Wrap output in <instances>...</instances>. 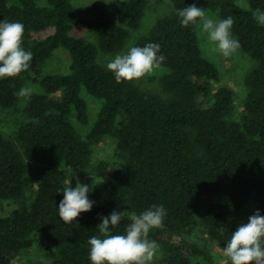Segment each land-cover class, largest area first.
<instances>
[{
    "label": "trees",
    "instance_id": "16d2710c",
    "mask_svg": "<svg viewBox=\"0 0 264 264\" xmlns=\"http://www.w3.org/2000/svg\"><path fill=\"white\" fill-rule=\"evenodd\" d=\"M173 12L159 18L138 38L134 46L155 43L168 68L161 77L163 98L140 89L133 81L117 82L106 66L97 62L99 51L118 50L138 27L147 0H124L116 23L108 10L98 4L75 6L72 0H0V21L24 25L21 47L31 51L27 70L0 78V107L17 103L21 79L39 73L42 63L59 47L70 55L65 73H48L39 79L41 92L31 95L26 106L29 121L16 134L20 146L0 133V198L20 199L36 185L34 195L8 215L0 217V264H9L16 253L32 244L51 256L48 263L92 264L88 240L101 237L97 225L101 216L113 210L125 215L112 235H125L132 214L139 215L152 205H163V227L168 233H188L196 216L210 238L225 243L238 227V214L250 198L264 215V25L253 16L264 11V0H169ZM191 4L217 10L222 19L231 17V33L255 62L245 76L248 87L240 121L228 119L232 90L225 85L211 89L219 79L217 67L202 55L194 24L183 26L178 10ZM74 26L93 32L89 41L70 32ZM53 28L51 33L40 32ZM101 101L92 123L81 91ZM87 125V138L114 136L124 155L121 165L97 164L106 178L102 204H93L71 223L58 216L64 187L75 180L88 184V198L94 201L99 188L85 173L91 149L73 123ZM41 163L36 174L26 162ZM159 229L148 237L161 239ZM172 246L164 262L153 264H204L198 248L188 244ZM54 249H57L54 252ZM198 255V256H197ZM255 264V262H251Z\"/></svg>",
    "mask_w": 264,
    "mask_h": 264
},
{
    "label": "rangeland",
    "instance_id": "374dc122",
    "mask_svg": "<svg viewBox=\"0 0 264 264\" xmlns=\"http://www.w3.org/2000/svg\"><path fill=\"white\" fill-rule=\"evenodd\" d=\"M75 6H82L88 4H98L105 7L113 20L123 26H127L126 21L120 20L117 17L116 10L118 6L124 0H112L110 3H105L104 0H72ZM237 4L242 8H249L247 0H237ZM206 15L210 18L222 19L217 10L202 8ZM173 12L172 4L169 0H147V5L144 9L143 17L136 28H130V33L124 44L116 51L111 53H105L99 51L97 56V62L106 66L108 58H114L118 53L127 52L130 46H134L139 37L146 34L154 25V23L161 17L171 14ZM199 18L194 23L195 32L197 35L198 43L202 52V55L210 60L218 69L219 79L212 82L211 89L214 91L218 86H228L233 93L232 107L228 115L229 120L240 121L244 110V102L246 99L248 87L244 82L245 76L254 67L255 62L251 57L239 47L232 55L224 57L217 52H213L212 45L207 39V33H201L199 27ZM53 28H49L40 32V36H45L51 33ZM74 36H81L89 41H96V36L93 32L89 31L85 27L74 26L70 32ZM232 34V33H231ZM233 38L234 35L232 34ZM70 55L69 53L59 47L53 51V53L42 63L39 73L31 72L21 79L19 90L21 87H31L33 93L42 91L39 85V79L41 76L48 73H65L69 69ZM168 71V68L159 65L153 69L152 72L142 76L139 79L131 80L140 89L152 92L163 98L168 97L170 94L163 91L160 85L161 77ZM82 96L86 99L89 107V118L92 123L96 116V109L99 107L101 101L91 96L85 89L81 91ZM30 98L18 97L17 103L8 108L0 107V133L6 138L12 140L18 149L20 146L16 141V134L19 127L29 121V117L26 113V106ZM80 137L87 140L90 145V155L85 166V173L95 178V182L99 188V194L95 198V204H102L104 197L103 184L106 178L97 173V164L100 161H106L112 166L121 165L124 162V155L118 150L115 138L111 135H105L99 140H90L87 138V125L79 123L73 118ZM29 172L37 173L41 163L26 162ZM77 180H75L76 182ZM83 183L82 181H80ZM36 185L27 189L24 196L20 199H1L0 198V217L8 215L12 210L18 208L23 202H28L34 195ZM255 212V203L252 198L246 201L238 214V225L248 222V217ZM156 229V228H155ZM160 232V237L163 241H156L158 248L150 264L157 262H164L165 259L171 254V247L175 245H181V249L184 253L189 252L188 244H194L198 248V259L204 264H231L229 258L223 255V248L226 243H218L212 240L208 234L206 226L196 216L195 224L190 232L168 233L166 228H157ZM32 244L29 248L19 251L11 259L9 264H31L32 262L48 263L51 256L38 247V236L36 234L31 235ZM57 249H54L56 252Z\"/></svg>",
    "mask_w": 264,
    "mask_h": 264
},
{
    "label": "clouds",
    "instance_id": "9594fccd",
    "mask_svg": "<svg viewBox=\"0 0 264 264\" xmlns=\"http://www.w3.org/2000/svg\"><path fill=\"white\" fill-rule=\"evenodd\" d=\"M104 2L110 3L112 0ZM178 15L181 24L186 27L199 18L201 33H207L213 52L228 57L240 47L238 39L233 38L230 31L233 18L214 20L196 4L179 9ZM253 16L259 24L264 25V11L257 9ZM23 34L22 23L0 21V78L16 76L29 68L32 53L21 47ZM159 52L160 46L155 43L143 47L130 46L127 52L108 58L106 68L118 83L139 79L165 60L162 54L158 55ZM32 93L31 87H21L16 95L30 98ZM61 192L63 199L58 205V216L65 223H71L80 213L90 211L95 203L88 198V184L81 183L79 179L75 187L70 183ZM124 215V211L113 210L108 216H101V223L97 225L101 237L92 236L88 240L92 264H150L153 260L158 245L148 238V234L150 229L163 227L166 216L164 206L154 204L139 215H130L128 219L131 223L127 225L125 235L110 234V226H117ZM223 255L229 258L231 264H264V215L259 209L248 217L247 223L238 225L231 233L223 248Z\"/></svg>",
    "mask_w": 264,
    "mask_h": 264
}]
</instances>
